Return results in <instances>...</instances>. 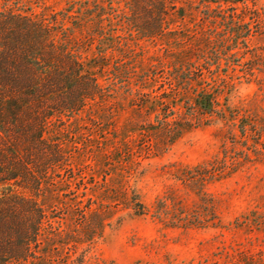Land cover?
Returning a JSON list of instances; mask_svg holds the SVG:
<instances>
[{
	"label": "rangeland",
	"instance_id": "obj_1",
	"mask_svg": "<svg viewBox=\"0 0 264 264\" xmlns=\"http://www.w3.org/2000/svg\"><path fill=\"white\" fill-rule=\"evenodd\" d=\"M231 1L0 0V39L31 17L105 89L41 145L20 140L17 158L32 156L45 180L16 193L56 221L42 261L264 264V0ZM198 91L225 120L192 112ZM170 117L192 125L172 145ZM54 143L57 169L47 165ZM78 197L98 213L77 217ZM99 222L100 238L71 243Z\"/></svg>",
	"mask_w": 264,
	"mask_h": 264
},
{
	"label": "trees",
	"instance_id": "obj_2",
	"mask_svg": "<svg viewBox=\"0 0 264 264\" xmlns=\"http://www.w3.org/2000/svg\"><path fill=\"white\" fill-rule=\"evenodd\" d=\"M247 1L232 0L231 3L245 4ZM16 18L19 23L10 35L12 38L8 37L9 41L0 39V264H48L49 261H42V258L49 252L40 248L48 237L55 235L50 230H56V221L47 215L48 207L16 193L22 183L39 184L45 179H41L43 175L31 162L32 156L21 160L17 158V149H20V140L29 147L44 143L46 134L61 122V116L82 113L89 101L103 98L105 89L94 73L95 68L86 67L73 55L77 53L72 54L62 44L54 43L48 27H42L39 21L28 16ZM154 36L158 34L151 33L149 38ZM237 36L235 33L233 38L237 39ZM176 80L184 84L191 82H184L180 77ZM178 87L183 89V85ZM192 106L194 114L209 121L225 120L218 115L216 101L209 92L198 91ZM165 126L170 127L165 130L172 145L180 131L188 130L192 125H180L176 117H170ZM53 145L58 150L50 154L47 165L57 169L65 156L58 145ZM35 189L39 190L38 185ZM139 198L133 194L131 202L136 214L143 216L146 209L141 203L136 205ZM78 199L82 201L74 203L80 210L77 217L98 213V209L88 204L89 200ZM98 224L97 230L83 227L82 239L72 241L71 238V243L92 244L103 234V223Z\"/></svg>",
	"mask_w": 264,
	"mask_h": 264
}]
</instances>
